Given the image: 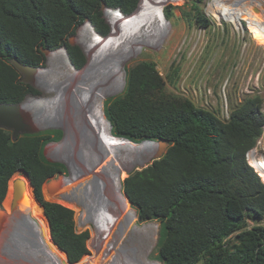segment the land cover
I'll list each match as a JSON object with an SVG mask.
<instances>
[{"label":"trees","instance_id":"obj_1","mask_svg":"<svg viewBox=\"0 0 264 264\" xmlns=\"http://www.w3.org/2000/svg\"><path fill=\"white\" fill-rule=\"evenodd\" d=\"M139 3L0 0V103H19L33 91L30 84L21 82L11 58L39 67L46 61L45 49L57 51L65 46L72 68L81 69L86 57L68 37L86 20L96 35L106 36L110 25L103 5L131 16ZM197 17L202 26L209 25L200 12ZM125 78L124 93L104 103L112 135L134 143L170 142L161 158L130 172L121 186L123 200L130 202L139 222L160 223L158 261L264 264V181L246 159L264 132L262 101L249 97L224 120L188 99L166 94L164 80L152 62L135 64ZM48 142V136L38 133L21 134L14 140L12 130L0 127V203L10 178L16 172L27 175L24 183L44 242L61 264L67 257L76 263L88 253L89 231L77 230L73 209L43 197L44 184L61 167L46 158ZM41 211L47 224L40 219Z\"/></svg>","mask_w":264,"mask_h":264},{"label":"rangeland","instance_id":"obj_2","mask_svg":"<svg viewBox=\"0 0 264 264\" xmlns=\"http://www.w3.org/2000/svg\"><path fill=\"white\" fill-rule=\"evenodd\" d=\"M138 7L131 16L104 9L110 25L106 36L95 35L89 22L80 25L68 39L82 49L84 67H74L76 72L69 69L64 48L49 52L40 66L47 65L48 57L47 67L37 72L38 83L31 85L33 91L26 96L27 106L43 123L36 126L37 133L49 137L46 158L61 164L44 184L43 197L73 209L77 230L89 231L88 253L73 264H161L156 249L160 223L139 222L130 202H124L121 188L124 178L150 164L153 156L146 163H135L144 155L138 148L145 142L114 137L104 115L105 100L124 93L132 66L141 61L154 63L166 94L188 99L224 120L252 96L262 101L264 114V0H140ZM247 9H252L251 18L260 29L250 27L254 20L238 21L236 13ZM198 12L208 20L207 27L198 21ZM104 121L117 142L101 134ZM263 140L264 132L253 148L258 162L264 161ZM24 177L16 172L10 178L0 203L8 214L0 247L5 240L10 242V258L2 263L1 257L0 263L52 264L57 260L61 264L42 242L40 221L30 214L15 223L25 212L20 205L11 212L13 182ZM40 219L47 224L43 211Z\"/></svg>","mask_w":264,"mask_h":264},{"label":"water","instance_id":"obj_3","mask_svg":"<svg viewBox=\"0 0 264 264\" xmlns=\"http://www.w3.org/2000/svg\"><path fill=\"white\" fill-rule=\"evenodd\" d=\"M102 8L108 9L105 5H103ZM109 9H112V8H109ZM113 10H117V11L121 12L119 9H113ZM86 22H89L91 24V22L89 20H86ZM70 43L74 44V42L71 39H70ZM63 47L66 49L65 46H63ZM49 52H52V51H49L48 49L44 50V53L46 55ZM10 62L14 65L15 69L20 73L21 82L26 83V84H30V85H32L34 83L35 75H36L38 69L41 68L40 66L39 67L30 66L26 63L19 61L17 58H11ZM25 100H26V98L19 103H0V127L4 128V129L12 130L14 140L17 139L19 137V135H21V134H35L38 132V128L32 122L31 117L23 109V104H24ZM109 124H110V122H109ZM110 127H111V124H110ZM114 137H116V136H114ZM116 138L128 140V139L123 138V137H116ZM144 142H155L158 144V149L153 155V160L161 158L166 153V151L170 145V142H168L166 140H159V141L144 140L141 143H144ZM51 184L52 183L50 181L48 183V187H50ZM24 188H25V183L22 179H16L13 182V197H12V204H11V211L12 212H14L18 208V206L20 205L22 198H23V195H24ZM37 202L39 203V201H37ZM43 210H44V207H43ZM135 214H136V212H135ZM7 219H8V214H7L6 210L3 208H0V233L2 232ZM66 256H67V254H66ZM65 264H73V263H71L67 257V262Z\"/></svg>","mask_w":264,"mask_h":264},{"label":"bare ground","instance_id":"obj_4","mask_svg":"<svg viewBox=\"0 0 264 264\" xmlns=\"http://www.w3.org/2000/svg\"><path fill=\"white\" fill-rule=\"evenodd\" d=\"M240 1V0H239ZM217 9H219V11L221 12V9L220 8H216V10ZM237 15H238V21L239 20H241V19H251V20H254V18H251V16L253 17L254 16V14H252V9L251 10H245V12L243 11V12H241V13H236ZM226 15H227V13H226ZM245 15V17H243ZM90 25V24H89ZM258 27L257 29H260V24L258 23V21H256V19L252 22L251 21V25H250V27L251 28H253V27ZM88 27V26H87ZM264 27V26H263ZM262 29V28H261ZM92 30V29H91ZM264 30V29H263ZM96 35V34H95ZM52 52H54V51H52ZM51 52V53H52ZM49 56V55H48ZM65 59H66V62H67V64H69V66H70V68L69 69H71V70H73V71H75L73 68H72V66L70 65V63H69V60H68V58H67V55L65 54ZM42 68H40V69H38V71L39 70H41ZM37 71V72H38ZM76 72V71H75ZM37 83H38V76H37V73H36V75H35V81H34V84L35 85H37ZM27 100L28 99H26L25 100V102H24V104H23V109H24V111L25 112H27L28 114H29V116L31 117V119H32V122L36 125V126H38V127H41V126H43V123H42V121L40 120V118H39V115L38 114H36L33 110H32V108H30V107H28L27 106ZM97 103V102H96ZM98 109V108H97ZM101 118V117H100ZM102 119V118H101ZM91 122V121H90ZM105 123V130H104V132L103 131H100L101 132V134H103V133H105V135H107V137L110 139V140H112L113 142H117V141H114L113 139H111L110 137H109V135H108V124L106 123V122H104ZM69 125V124H68ZM71 127V126H70ZM98 127V126H97ZM264 141V140H263ZM118 142H121V143H123L124 145L126 144V142H122V141H118ZM128 144V143H127ZM264 145V144H263ZM258 146V145H257ZM260 146V145H259ZM128 147L129 148H131L132 146L131 145H129L128 144ZM132 148H134V147H132ZM260 148V147H259ZM157 149H158V144L157 143H155V142H147V143H144L143 144V148L142 147H139L138 148V150L140 151V150H142V152L144 151H146L147 150V153H146V155H145V157H143L144 158V160L143 161H140V160H137L135 163H146L152 156H153V154L157 151ZM264 149V148H263ZM255 151H256V149H252V150H250L249 152H248V158H249V160H250V164L256 169V171L261 175V176H263L264 177V161H261V162H258V159L256 158V155H255ZM132 153V152H131ZM140 154V153H139ZM259 157V156H258ZM119 158V157H118ZM86 167V166H85ZM112 175V174H111ZM112 176H114V175H112ZM116 176V175H115ZM110 180V179H109ZM115 182V181H114ZM117 194H118V192H117ZM122 198V197H121ZM22 207V209L24 210V214H23V216L22 217H20V218H18V219H16V221H15V223L16 224H18V223H20L22 220H24V219H26L30 214H32V201H31V199H30V197H29V195H28V192H27V189H26V185H25V188H24V196H23V198H22V201H21V204H20V208ZM132 213V219H133V212H131ZM33 215V214H32ZM34 217V216H33ZM124 218V217H123ZM131 219V218H130ZM131 225L132 226H134L133 225V221H131ZM129 226L130 227V229L132 228V226ZM154 227H156V226H154ZM40 234V233H39ZM39 236V235H38ZM40 237H41V235H40ZM39 237V238H40ZM37 242V241H36ZM42 242L45 244V242L43 241V239H42ZM151 247V246H150ZM51 253V252H50ZM51 255H52V253H51ZM53 257H54V259L56 260V258H55V256L54 255H52ZM52 264H57L58 262H57V260L56 261H54V260H52Z\"/></svg>","mask_w":264,"mask_h":264},{"label":"flooded vegetation","instance_id":"obj_5","mask_svg":"<svg viewBox=\"0 0 264 264\" xmlns=\"http://www.w3.org/2000/svg\"><path fill=\"white\" fill-rule=\"evenodd\" d=\"M11 204H12V201H11ZM0 208H3V207H1V205H0ZM10 209H11V205H10ZM15 211L14 212L11 211V212L15 213ZM2 232H3V230H2ZM1 233H0V235H1ZM9 243H10L9 240H5L0 247V255H1L0 259H1V257L3 258L2 263H4L6 259L10 258V255L8 253ZM2 263H0V264H2Z\"/></svg>","mask_w":264,"mask_h":264},{"label":"crops","instance_id":"obj_6","mask_svg":"<svg viewBox=\"0 0 264 264\" xmlns=\"http://www.w3.org/2000/svg\"><path fill=\"white\" fill-rule=\"evenodd\" d=\"M105 122V121H104ZM145 143H147V142H145ZM146 153H147V150L144 152V155H143V157H145V155H146ZM142 157V159H141V161H143L144 160V158ZM141 164H143V163H141ZM44 241V240H43Z\"/></svg>","mask_w":264,"mask_h":264},{"label":"clouds","instance_id":"obj_7","mask_svg":"<svg viewBox=\"0 0 264 264\" xmlns=\"http://www.w3.org/2000/svg\"><path fill=\"white\" fill-rule=\"evenodd\" d=\"M248 154V153H247ZM247 157H248V155H247ZM256 170V169H255Z\"/></svg>","mask_w":264,"mask_h":264}]
</instances>
